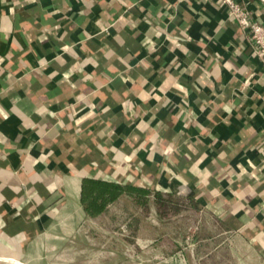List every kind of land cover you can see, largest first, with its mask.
<instances>
[{
	"label": "crops",
	"instance_id": "crops-1",
	"mask_svg": "<svg viewBox=\"0 0 264 264\" xmlns=\"http://www.w3.org/2000/svg\"><path fill=\"white\" fill-rule=\"evenodd\" d=\"M85 179L191 195L205 231H132L122 252L132 197L92 215ZM187 241L189 264H264V72L241 27L219 0H0V257L181 259Z\"/></svg>",
	"mask_w": 264,
	"mask_h": 264
},
{
	"label": "rangeland",
	"instance_id": "rangeland-1",
	"mask_svg": "<svg viewBox=\"0 0 264 264\" xmlns=\"http://www.w3.org/2000/svg\"><path fill=\"white\" fill-rule=\"evenodd\" d=\"M124 202L126 204H124V206L127 208V211L125 212V210H121L119 208L118 213L120 212V215H118V220L125 218L126 216L129 217L134 215V228H132V230L127 229L124 222H121L117 228L115 225L112 226V228L116 230V235H119V238L121 239L120 241H117V244L119 249H122V252H125V248L127 246V243L125 240H122V237L132 231L135 233L150 235H163L162 238H166L165 241H163L166 246H169V243L172 242L170 238H173L171 237L173 234H180L183 237V235L205 231L202 228H197L196 226L197 210L195 206L190 204V201H185L183 198L175 197L169 194H163L162 197L157 198L155 192H151L147 207L137 203L134 198H125ZM107 230H109V226L105 227L103 234L97 238L99 241L97 239L95 241H91V243L86 247L89 249L95 248L106 251L112 241L109 239L110 237ZM189 244V241L182 243V246L185 249H182L181 252L179 251V253H181V259L178 256L169 257L167 254L170 252V248L167 249L168 247H166V250H163L165 254L158 255V252L153 254L151 253L148 255L149 260H146L145 256H147L148 253H145L143 256L142 252H139L141 250L140 245L135 243L133 245L134 251H132L133 257H127L125 256L126 254L121 257L118 256L115 258L117 261L116 264H189L191 259L189 249L186 247H189ZM103 254L101 256L87 255L85 257L86 263L93 264L94 261L97 263L100 260L101 264H110V259L114 261L115 256L109 257L106 255L104 256Z\"/></svg>",
	"mask_w": 264,
	"mask_h": 264
},
{
	"label": "trees",
	"instance_id": "trees-1",
	"mask_svg": "<svg viewBox=\"0 0 264 264\" xmlns=\"http://www.w3.org/2000/svg\"><path fill=\"white\" fill-rule=\"evenodd\" d=\"M123 194L131 196L137 203L147 207L151 190L146 187L135 186L132 184L121 185L97 179H85L82 201L86 206V210L90 214L97 215L103 211L108 203L118 200ZM155 194L157 198L163 196V193L161 192H155ZM188 196V200L190 201L191 195Z\"/></svg>",
	"mask_w": 264,
	"mask_h": 264
},
{
	"label": "built area",
	"instance_id": "built-area-1",
	"mask_svg": "<svg viewBox=\"0 0 264 264\" xmlns=\"http://www.w3.org/2000/svg\"><path fill=\"white\" fill-rule=\"evenodd\" d=\"M219 2L226 8L229 18L237 22L248 37L252 56L259 61L264 72V22L255 18L252 10L242 0H219ZM246 83L249 84L250 79H246Z\"/></svg>",
	"mask_w": 264,
	"mask_h": 264
},
{
	"label": "bare ground",
	"instance_id": "bare-ground-1",
	"mask_svg": "<svg viewBox=\"0 0 264 264\" xmlns=\"http://www.w3.org/2000/svg\"><path fill=\"white\" fill-rule=\"evenodd\" d=\"M3 263V262H5V263H7V264H23V263H20V262H18V261H15V260H13V259H10V258H2V257H0V263Z\"/></svg>",
	"mask_w": 264,
	"mask_h": 264
}]
</instances>
